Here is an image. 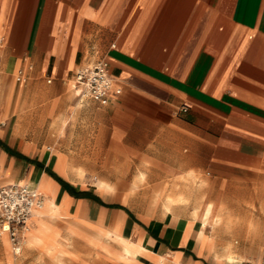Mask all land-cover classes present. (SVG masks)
Masks as SVG:
<instances>
[{"label":"crops","instance_id":"obj_1","mask_svg":"<svg viewBox=\"0 0 264 264\" xmlns=\"http://www.w3.org/2000/svg\"><path fill=\"white\" fill-rule=\"evenodd\" d=\"M100 58L114 79L106 104L74 84L76 69ZM77 159L108 175L135 167L131 190L145 165L152 189L170 191L165 212L132 213L104 178L94 191L76 186L66 177ZM163 176L181 177L179 187ZM198 177L203 191H243L264 207V0H0V186L24 183L44 198L54 188L55 202L71 200L63 215L116 227L141 249L124 261L111 253L116 238L88 230L94 243L74 237L70 250L89 247L98 264H264L263 248L220 247L207 231L217 216L231 224L213 213L216 198L205 223L178 209L194 207L180 204ZM168 196L178 201L165 210ZM78 223L55 226L64 235Z\"/></svg>","mask_w":264,"mask_h":264},{"label":"rangeland","instance_id":"obj_2","mask_svg":"<svg viewBox=\"0 0 264 264\" xmlns=\"http://www.w3.org/2000/svg\"><path fill=\"white\" fill-rule=\"evenodd\" d=\"M76 118L80 119L82 118V115L78 114ZM77 147H82L80 149L83 151L84 148L90 150L92 146L89 147V145L78 144ZM64 149L67 151V146H64ZM111 162L113 163V161ZM82 168L85 169L83 175L79 173L83 170ZM140 169H142V166ZM135 171L136 168L132 166L127 175H108L102 173L100 169L85 165L82 160L77 159L73 162V171H71L72 173H69L66 179L76 186L81 188H89L94 191L95 183L99 187H105L107 185V183L101 179L104 178L114 186V190L112 192H108L110 197L116 198L113 201L117 203H123L132 213L151 214L156 212L163 214L165 211L163 207H161V201L163 200V196L170 191L159 192L153 190L152 186L149 185L151 176L148 174L143 181L136 182L134 190H131V182ZM198 178H196L197 181L193 180L191 182L193 184V186H191L193 187V190L190 191V195L187 194L188 197L183 201L184 203L182 202L180 205H186L187 203L193 204L195 195L199 194H204V203L216 198L217 205L213 213H216L220 208L224 216L231 220L230 227H224L223 225L217 227L206 226L209 233L218 237V245L221 247L226 243H229L232 249L247 248L249 251L253 250L252 252H256L262 248L264 249V207H261L260 203H257V205L254 206L252 202L246 201L248 198H246L245 195L248 193L243 191H203V188H205L208 183L207 181H202L201 178ZM161 179L163 183H174L173 181L169 182L168 177L163 176ZM174 179H177V182L174 183V187H179L178 184H180L181 177H175ZM119 183H123V185H119ZM144 196L145 198H143ZM127 202H130V204L128 205ZM70 203L71 200L67 197H63L59 204L55 202L54 188L49 194L45 196L41 207L29 220L28 230L22 241L23 249L19 255H14L12 251L11 253L9 252V248L11 250L9 240L4 234H2L3 236L0 234V264H58L53 259V257L58 254L59 250L63 251V258L66 259L63 264H98L94 262L92 256L90 255H95V253L89 247L78 250V253L75 250H70V248L66 247L64 243L59 240L57 234L61 235V231L56 226L59 228H64L69 221H79L80 223L78 224H68L65 233L67 231H72L74 233L73 235H75L74 237H83L91 243H94V240L92 237H88V230L97 236H101L107 234V231L119 234L117 232V228L115 227L114 229L104 230L83 222L73 214L68 213L63 215ZM178 209L185 212L192 210V206L189 208L180 207ZM171 210L173 211L175 209ZM187 213L190 214V211ZM61 215L63 216L60 217ZM57 217L60 218L55 221V226L53 224V220ZM27 239L29 241H27ZM100 239L105 241L104 237H101ZM58 241H60L62 244ZM25 245L38 247L40 252L46 255L40 254L36 249L28 248ZM235 252H238V250ZM111 253L123 259L119 255V251H111ZM236 257L239 258L238 256ZM95 258L98 259V257ZM123 260L126 261L125 259ZM132 261L133 260L127 262ZM118 262V260L116 261L111 258L107 259V264H119Z\"/></svg>","mask_w":264,"mask_h":264},{"label":"built area","instance_id":"obj_3","mask_svg":"<svg viewBox=\"0 0 264 264\" xmlns=\"http://www.w3.org/2000/svg\"><path fill=\"white\" fill-rule=\"evenodd\" d=\"M16 81L24 82L20 71ZM74 84L82 88V95L100 104H106L114 79L109 73L108 61L100 58L85 63L74 72ZM43 202V195L36 188L24 183H11L0 186V230L7 234L11 251L21 252L26 221Z\"/></svg>","mask_w":264,"mask_h":264},{"label":"bare ground","instance_id":"obj_4","mask_svg":"<svg viewBox=\"0 0 264 264\" xmlns=\"http://www.w3.org/2000/svg\"><path fill=\"white\" fill-rule=\"evenodd\" d=\"M27 96V95H26ZM79 104V103H78ZM71 164V163H70ZM123 165V164H122ZM67 169V168H66ZM148 168L145 166L144 167V169H140V170H138V172H137V174H136V178H137V180L138 181H143L144 179H145V177H146V170H147ZM150 169V168H149ZM70 172L71 171H73V168H69L68 169ZM80 170V169H79ZM77 171V170H76ZM81 171V170H80ZM79 173H81L82 175L84 174V170H82L81 172H79ZM81 176V175H80ZM204 184V183H203ZM203 186V185H202ZM133 187V186H132ZM37 189V188H36ZM142 190V189H141ZM37 191L38 192H40L41 194H42V192L41 191H39L38 189H37ZM180 191V190H179ZM178 191V192H179ZM43 195V194H42ZM180 195V194H179ZM178 196V195H177ZM181 196V195H180ZM175 197H176V195H175ZM183 197V196H182ZM202 197H203V195H197V196H195V205H194V207L192 208V211H191V214L193 215V217H199V219L203 222V223H205L206 222V219H207V216H208V214H209V212H210V209H211V202H207V203H204V205H202L201 204V202H200V200L202 199ZM143 198H145V196L143 197ZM179 198V197H178ZM43 199H44V195H43ZM167 199V201L166 202H164L163 203V206L165 207V210H169L170 208L168 207V205H170V200L172 199L173 200V197L171 198V197H167L166 198ZM177 201H178V199L177 198H175ZM180 199H181V197H180ZM186 199V198H185ZM184 199V200H185ZM175 200V201H176ZM182 200V199H181ZM174 200L172 201V202H175ZM128 203V202H127ZM179 204H180V202H178ZM184 203V202H183ZM42 205V204H41ZM172 206V205H171ZM221 206V205H220ZM41 207V206H40ZM39 207V208H40ZM39 208H36L34 211H33V213H32V215L27 219V221H26V224H27V229H26V231L24 232V234H23V238H24V236H25V234H26V232H27V230H28V225H29V220H30V218L38 211V209ZM174 208V207H173ZM219 210V209H218ZM230 210V209H229ZM231 212V211H230ZM235 212V211H234ZM220 214V213H219ZM217 216V215H216ZM221 216V215H220ZM223 216V215H222ZM220 219L221 218H219L218 216H217V218L215 219V222H214V224L212 225V227H216V226H218L219 225V222H221L220 221ZM226 219H227V217H226ZM225 219V220H226ZM39 220V219H38ZM228 220V219H227ZM230 220V219H229ZM42 221V220H41ZM40 221V222H41ZM44 222V221H43ZM42 222V223H43ZM227 221H225L224 223L227 225L228 223H229V225L227 226V227H229L230 226V222H227ZM45 224V223H44ZM221 224H222V222H221ZM48 225V224H47ZM206 225V224H205ZM51 227V226H50ZM49 228V227H48ZM233 228V227H232ZM51 229V228H50ZM71 229V228H70ZM222 229V228H221ZM231 230V229H230ZM0 231H2V230H0ZM38 231V230H37ZM221 231V230H220ZM2 232H4V231H2ZM39 232V231H38ZM225 232V231H224ZM231 232V231H230ZM5 233V232H4ZM41 233V232H40ZM1 235H2V233H0ZM74 233L72 232V231H67L66 233H64V235H60V234H57L58 235V237H62L63 238V241L62 240H60L62 243H64V245L66 246V247H68V248H70V246H71V244L73 243V239H74V236L75 235H73ZM105 235H109V236H113L114 238H116L117 239V242L120 244V246H121V249H120V251H119V255L123 258V259H125L126 261H131V260H133L134 261V258H135V256H136V254H138L140 251H141V249L136 245V243H135V241L131 238H128V237H122V236H120L119 234H116V233H114V232H111V231H107V234H105ZM3 236V235H2ZM31 236V235H30ZM27 237V236H26ZM4 240V239H3ZM26 241V240H25ZM27 241H29L28 239H27ZM60 241H58V242H60ZM60 242V243H61ZM76 242V241H75ZM61 243V244H62ZM80 243V242H79ZM74 244V243H73ZM60 249V248H59ZM65 251V250H64ZM62 253H63V251H61V250H59V252H58V254L56 255V256H54L53 257V259L56 261V263H58V264H63L64 262H65V258H63V255H62ZM224 253V252H223ZM227 253V252H226ZM52 257V256H51ZM136 259V258H135ZM161 262V261H160Z\"/></svg>","mask_w":264,"mask_h":264},{"label":"trees","instance_id":"obj_5","mask_svg":"<svg viewBox=\"0 0 264 264\" xmlns=\"http://www.w3.org/2000/svg\"><path fill=\"white\" fill-rule=\"evenodd\" d=\"M63 183V182H62ZM63 184H65V183H63ZM66 185V184H65ZM78 194H80V193H78Z\"/></svg>","mask_w":264,"mask_h":264}]
</instances>
